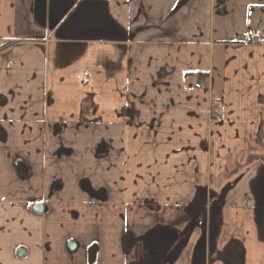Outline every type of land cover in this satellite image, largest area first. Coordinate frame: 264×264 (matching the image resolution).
<instances>
[{
	"label": "crops",
	"instance_id": "obj_1",
	"mask_svg": "<svg viewBox=\"0 0 264 264\" xmlns=\"http://www.w3.org/2000/svg\"><path fill=\"white\" fill-rule=\"evenodd\" d=\"M251 34L264 0H0V264H264Z\"/></svg>",
	"mask_w": 264,
	"mask_h": 264
},
{
	"label": "water",
	"instance_id": "obj_2",
	"mask_svg": "<svg viewBox=\"0 0 264 264\" xmlns=\"http://www.w3.org/2000/svg\"><path fill=\"white\" fill-rule=\"evenodd\" d=\"M18 170L21 176L25 177L27 175V169L24 165H19ZM34 210L38 213H43V209L41 206H36ZM47 211V210H46ZM45 211V212H46ZM68 250L70 253H76L79 250V245L73 241L69 243ZM99 252V247L97 245H92L87 250V263L88 264H95L97 261V256Z\"/></svg>",
	"mask_w": 264,
	"mask_h": 264
},
{
	"label": "built area",
	"instance_id": "obj_3",
	"mask_svg": "<svg viewBox=\"0 0 264 264\" xmlns=\"http://www.w3.org/2000/svg\"><path fill=\"white\" fill-rule=\"evenodd\" d=\"M249 41H250L252 44L264 45V38L259 37V36L254 35V34H251V35L249 36ZM200 87H201L200 84L196 85V88L199 89Z\"/></svg>",
	"mask_w": 264,
	"mask_h": 264
},
{
	"label": "flooded vegetation",
	"instance_id": "obj_4",
	"mask_svg": "<svg viewBox=\"0 0 264 264\" xmlns=\"http://www.w3.org/2000/svg\"><path fill=\"white\" fill-rule=\"evenodd\" d=\"M36 206H40V205H34V207L33 208H35ZM42 209L44 210L43 212H45L46 210H48V208L47 207H42ZM47 212V211H46ZM95 245V244H94Z\"/></svg>",
	"mask_w": 264,
	"mask_h": 264
}]
</instances>
